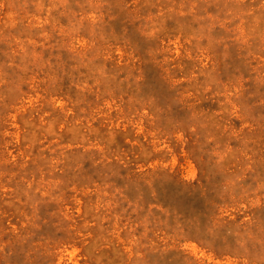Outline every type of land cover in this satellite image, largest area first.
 I'll return each mask as SVG.
<instances>
[{"label":"rangeland","instance_id":"rangeland-1","mask_svg":"<svg viewBox=\"0 0 264 264\" xmlns=\"http://www.w3.org/2000/svg\"><path fill=\"white\" fill-rule=\"evenodd\" d=\"M0 264H264V0H0Z\"/></svg>","mask_w":264,"mask_h":264}]
</instances>
